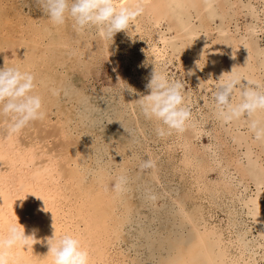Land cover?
Segmentation results:
<instances>
[{"label":"bare ground","instance_id":"6f19581e","mask_svg":"<svg viewBox=\"0 0 264 264\" xmlns=\"http://www.w3.org/2000/svg\"><path fill=\"white\" fill-rule=\"evenodd\" d=\"M3 6L0 67L33 72L46 113L18 134L0 124V224L17 217L38 238L17 250L20 264H43L54 228L81 233L93 264H264V142L246 113L223 120L212 109L224 72L264 82V0H215L211 16L199 0H150L111 42L45 14L22 27ZM103 62L118 103L105 100L111 86L90 83ZM153 70L184 83L191 118L181 133L158 136L135 102ZM103 120L126 139L105 138ZM145 159L153 166L141 168Z\"/></svg>","mask_w":264,"mask_h":264},{"label":"clouds","instance_id":"9594fccd","mask_svg":"<svg viewBox=\"0 0 264 264\" xmlns=\"http://www.w3.org/2000/svg\"><path fill=\"white\" fill-rule=\"evenodd\" d=\"M150 0H36L40 10L53 25L70 21L77 32L94 29L105 41H112L119 30L127 31L131 22L142 14ZM203 12L213 14L215 0H199ZM242 78L247 83L241 84ZM36 75L18 65L0 67V124L9 134L19 133L32 121L42 120L46 113L44 99L38 91ZM127 85L120 87L122 89ZM149 91L140 94L135 102L158 136L181 133L188 126L191 109L182 80L170 78L163 71H155L148 80ZM129 91L135 89L129 88ZM55 94V90H53ZM238 99H233V94ZM123 97V96H122ZM213 114L218 119L232 120L246 116L254 138L264 142V82L224 72L212 91ZM153 161L145 159L141 168H150ZM126 177L118 175L113 183L117 194L125 191ZM155 199V195L150 196ZM38 239L25 235L22 226L14 222L0 224V264H20L18 249L32 246ZM47 252L43 264H93L84 237L71 228H54L45 238Z\"/></svg>","mask_w":264,"mask_h":264},{"label":"rangeland","instance_id":"374dc122","mask_svg":"<svg viewBox=\"0 0 264 264\" xmlns=\"http://www.w3.org/2000/svg\"><path fill=\"white\" fill-rule=\"evenodd\" d=\"M1 3L4 5L3 10L5 11V8H6L7 12H9V15L13 21H16L18 16L21 15L22 19H25L28 22V24H26V25H25V23L22 24L21 25L22 27H28V25L32 26V24L34 25V23H36V25H37V23L39 24V20H38L39 16L44 15V13H42L38 4L36 3V0H0V4ZM44 17H46V16H44ZM20 30L21 29L16 28V33H15L16 37L23 35L22 31H20ZM26 32H27V34H29L30 30L27 29ZM122 54H124V53H122V51L120 50V55L118 57H115V59L113 61V64H115V66L120 65L119 59L123 57ZM99 65H100V68L98 70V73L97 74L93 73V74L89 75L90 83L92 85L96 86L97 88H99L101 86H111L112 91H110V90L106 91L105 100L110 99L109 102L118 103L119 101L115 100L117 98L113 97L117 92V90L115 89L116 87H113L114 83H115L114 82L115 72H114V70L109 69V65H107L104 62L99 63ZM172 67H174V65L170 64L169 69H171ZM123 71L127 74L130 73V71H131L130 63L126 62L124 64ZM176 71L177 70H175L174 72L176 73ZM76 80L77 79H75V81ZM185 86L187 87L188 83H185ZM194 87H195V85H194ZM90 98L93 101H95V98L92 95H90ZM107 102L108 101L102 102V104L100 105V108L101 107H103V108L108 107ZM65 104H67V102H65ZM114 128L115 127L113 126L112 123H107L106 120H103V126L100 129L103 130L102 135L107 139H110L109 137L112 136L113 141L115 140V142H117V143H119L121 140H125L126 139L125 130L122 127L119 129L115 128L116 130ZM203 139H206V137L203 136ZM217 210H218V215L221 216L222 212L220 211L219 208Z\"/></svg>","mask_w":264,"mask_h":264},{"label":"snow or ice","instance_id":"6c2138e0","mask_svg":"<svg viewBox=\"0 0 264 264\" xmlns=\"http://www.w3.org/2000/svg\"><path fill=\"white\" fill-rule=\"evenodd\" d=\"M12 222H14V218H13V221Z\"/></svg>","mask_w":264,"mask_h":264}]
</instances>
